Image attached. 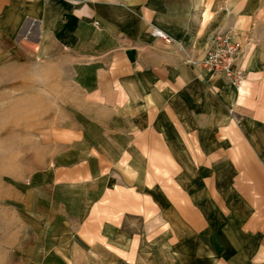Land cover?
<instances>
[{
	"label": "crops",
	"instance_id": "1",
	"mask_svg": "<svg viewBox=\"0 0 264 264\" xmlns=\"http://www.w3.org/2000/svg\"><path fill=\"white\" fill-rule=\"evenodd\" d=\"M0 10L47 64L39 72L60 103L51 161L12 187L35 235L14 264L134 263L136 220L172 201L152 172L191 168L180 156L205 132L243 140V168L264 187V0H0ZM229 31L245 43L240 92L184 61Z\"/></svg>",
	"mask_w": 264,
	"mask_h": 264
},
{
	"label": "rangeland",
	"instance_id": "2",
	"mask_svg": "<svg viewBox=\"0 0 264 264\" xmlns=\"http://www.w3.org/2000/svg\"><path fill=\"white\" fill-rule=\"evenodd\" d=\"M13 24V14L0 10V264H14L29 253L35 235L23 222L24 208L12 187L51 161V124L60 117V103L39 72L47 64L34 57L27 36L20 42L21 29ZM226 134L219 129L191 139V154L180 156L191 160L185 162L191 168L167 164L172 169L152 172V181L164 182L172 201L152 203L147 217L136 220L134 263L112 255L110 264L262 262L256 247L264 240V187L255 184L254 171L243 168L244 141Z\"/></svg>",
	"mask_w": 264,
	"mask_h": 264
},
{
	"label": "built area",
	"instance_id": "3",
	"mask_svg": "<svg viewBox=\"0 0 264 264\" xmlns=\"http://www.w3.org/2000/svg\"><path fill=\"white\" fill-rule=\"evenodd\" d=\"M152 34L168 42L173 41L172 37L161 29L154 28ZM244 52L245 43L234 33L216 32L208 42L202 56L186 53L184 61L197 69L200 75L217 76L240 92L248 75L246 69L240 64Z\"/></svg>",
	"mask_w": 264,
	"mask_h": 264
}]
</instances>
